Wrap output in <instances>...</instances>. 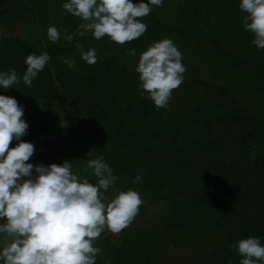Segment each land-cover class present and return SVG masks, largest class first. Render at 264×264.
Instances as JSON below:
<instances>
[{
    "label": "trees",
    "instance_id": "1",
    "mask_svg": "<svg viewBox=\"0 0 264 264\" xmlns=\"http://www.w3.org/2000/svg\"><path fill=\"white\" fill-rule=\"evenodd\" d=\"M6 1L9 5L5 7L0 3V72L14 69L21 82L8 90L0 88V92L15 98L21 91L31 101L29 105L40 107V124L26 134L41 133L47 138L49 132H58V123L52 124L57 116H64L61 109L70 105L72 109L65 108V113H71L75 124L65 137L68 145L53 152L61 155L86 148L100 154L104 162L115 160L109 154L112 149L125 159L131 155L129 161L112 168L113 172L119 176L127 172L129 184L137 176L142 178L143 191L136 189L145 193L148 203L162 202L168 218L165 223L176 228L174 243L181 239L178 232L192 223L197 226L195 234L222 231V242L196 258L198 264H239L238 241L259 237L264 244V50L252 44V34L243 28L241 0H163L161 7L154 6L142 19L147 31L123 45L107 35L97 40L91 33L75 35L68 42L65 35L75 33L82 21L63 9L67 0ZM50 25L60 32L55 43L47 37ZM165 34L172 41L180 37L197 42L194 47L214 56L213 62L227 74V82L239 88L245 81L248 90H242L246 94L253 85L258 112L229 96V85L204 80L178 87L185 93L192 84H199L204 91L195 94L198 102L185 115L178 113L183 121L166 115L170 104L169 109L156 110L147 93L142 96L135 68L147 45L166 38ZM229 42L234 52L225 51L223 45ZM78 44L85 51L95 49V64L81 58ZM133 48L136 55H128ZM43 51L51 59L29 87L22 81L25 58ZM62 58L74 60L75 66L68 67ZM183 63L197 73L187 59ZM23 108V116L29 115V107ZM156 140L159 142L153 143ZM186 174L208 180L184 190L176 181ZM164 198H171V204L163 202ZM122 246L114 245V264H131Z\"/></svg>",
    "mask_w": 264,
    "mask_h": 264
},
{
    "label": "clouds",
    "instance_id": "2",
    "mask_svg": "<svg viewBox=\"0 0 264 264\" xmlns=\"http://www.w3.org/2000/svg\"><path fill=\"white\" fill-rule=\"evenodd\" d=\"M162 5L163 0H67L63 9L82 22L65 39L71 42L75 35L91 33L97 40L107 35L123 45L147 31L142 19L154 6ZM239 8L245 13L243 28L252 34V44L264 50V0H241ZM47 37L57 42L58 28L50 25ZM77 47L87 64L97 62L94 48ZM127 54L135 56L136 49ZM182 58L169 38L154 42L140 54L135 71L142 96L147 93L156 110L168 107L173 90L183 83L187 69ZM50 59L47 51L29 54L23 83L31 87ZM62 60L70 68L75 66L74 60ZM20 82L16 70L0 72V88L8 90ZM23 115L24 108L16 98L0 94V221H4L0 223V262L96 264L102 249L94 241L106 230L119 235L139 214L143 201L135 190L115 188L113 169L94 150L87 153L84 171L92 170L96 184L74 174L68 160L47 166L29 163L35 149L33 143L21 139L29 128ZM13 140L18 143L10 147ZM139 180L137 176L134 182ZM109 188L114 191L111 199L105 195ZM236 247L242 257L239 264H264V244L259 237L241 239Z\"/></svg>",
    "mask_w": 264,
    "mask_h": 264
},
{
    "label": "rangeland",
    "instance_id": "3",
    "mask_svg": "<svg viewBox=\"0 0 264 264\" xmlns=\"http://www.w3.org/2000/svg\"><path fill=\"white\" fill-rule=\"evenodd\" d=\"M0 3L8 4L6 0H0ZM9 5V4H8ZM168 34H165V36ZM166 38L171 39L170 35ZM174 44L178 47V50L182 53V63L183 59H187L194 67L197 69V73L194 69L187 68L184 75L183 82H189L191 80H204L212 83L213 85L225 86L228 88L229 85V96L233 97L240 104L251 107L253 113L258 112V102L254 98L253 94L254 88L251 86L252 91L246 94L244 90H248L247 85L244 82L239 83L238 86H235L234 83H230L226 81L227 74H225L224 70L221 69L220 65L214 64L213 59L214 56L207 52L206 50L202 51L201 49H197L194 47L197 45V42H188L179 37V39L173 41ZM153 42H150L146 49L152 45ZM231 43L224 44V48L226 52H234L230 48ZM192 46V47H191ZM201 50V51H200ZM231 80H236V77H231ZM241 86V87H240ZM191 89H188L187 92L183 93L181 91L182 88H177L173 90L172 97L169 101L171 105V109L167 107V116H174L175 121H183L184 116H179L178 113L185 115L188 110L191 108L190 105L196 104L198 99H196L195 94H204L203 88L199 84H192ZM234 92V93H233ZM245 92V93H244ZM1 94V92H0ZM18 95H16V99L19 102L21 107L26 106L29 107V115L23 116L22 118L28 123L29 128L28 131L30 133V129L34 128V124L39 125L41 120L40 107L31 106L30 100L26 99V94L18 91ZM28 95V94H27ZM194 95V96H193ZM29 96V95H28ZM34 100H37L35 98ZM38 101V100H37ZM60 104V103H59ZM169 106V105H168ZM59 109L60 106L57 105ZM56 108V106H55ZM65 108L69 110L72 109L70 105H66ZM65 108H62V114L64 116H57V120L54 116L52 119L54 120L52 125H57V129L59 130L54 132H49L48 137L44 138L41 133L25 134L21 139L27 142H31L34 145V154L28 161L33 165L44 164L51 165L52 163L61 164L65 160H68L72 163V171L74 174L78 175L80 179H88L90 183L96 184L98 183V179L93 175L92 170L84 171L86 167V160L89 158L87 153L90 149L83 148L81 150L72 149L69 153L56 154L52 149L63 151L68 142L65 137L69 134V129L72 126V123L75 124L74 119L71 121V113H65ZM39 109V110H38ZM51 119V117H50ZM159 142L158 140L153 141V143ZM18 141H13L10 147H15ZM98 145L101 144V140L98 141ZM237 143V142H235ZM117 150L122 153L123 149L117 143L114 144ZM52 147V148H51ZM112 155L115 160L107 163L111 168H115L119 166V164H124L126 161L131 159V155L125 159L123 154H119L116 150L112 149ZM100 154L96 155L99 156ZM105 155V154H104ZM84 161V162H81ZM136 166L139 169L138 163ZM135 170L136 167H134ZM144 168V166H142ZM146 168V166H145ZM113 175L117 177L115 182V188L119 191H127L128 189H132L137 191L140 189L143 191L142 182L133 180V183L129 184L130 175L125 172L123 175L117 173V171L113 172ZM142 179V178H140ZM208 180L207 177L202 178L201 176H188V174L184 175L183 179H178L177 186L186 190L188 187H197L203 183H206ZM165 186H163V190H165ZM137 191L145 204L140 205L139 214L135 217L130 226L121 231L119 235H113L109 231H105L103 235H101L98 239L94 241V246L100 247L102 249V254H98L96 257V264H114V254L115 248L114 245H124V252L130 257L131 264H198L199 262L195 261L196 258L201 257L208 250L213 247H216L222 242V231H216L211 233L204 234H195L196 224H189L188 227L178 232V235L181 239L178 240V243H174L172 239L175 237L174 233L176 232V228L169 226L167 214L162 211V202L157 201V203H148L147 197L145 193ZM154 194V193H153ZM151 194V195H153ZM159 194H162L161 192ZM105 195L111 199L114 195V191L112 188L105 193ZM163 202H167V204H171V198L167 199ZM199 215V214H198ZM200 221L202 222L203 217L199 215ZM4 221H0L3 223ZM200 223V222H199ZM164 239V240H163ZM120 247V246H119ZM149 254H154L151 258H147ZM152 259V260H151ZM2 264V262H0Z\"/></svg>",
    "mask_w": 264,
    "mask_h": 264
}]
</instances>
